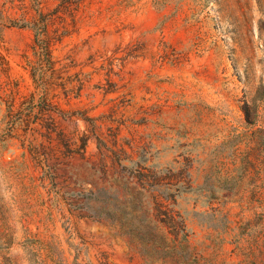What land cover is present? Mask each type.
<instances>
[{"label": "rangeland", "instance_id": "obj_1", "mask_svg": "<svg viewBox=\"0 0 264 264\" xmlns=\"http://www.w3.org/2000/svg\"><path fill=\"white\" fill-rule=\"evenodd\" d=\"M0 264H264V0H0Z\"/></svg>", "mask_w": 264, "mask_h": 264}, {"label": "trees", "instance_id": "obj_2", "mask_svg": "<svg viewBox=\"0 0 264 264\" xmlns=\"http://www.w3.org/2000/svg\"><path fill=\"white\" fill-rule=\"evenodd\" d=\"M45 22V21H44ZM9 24H13V23H9ZM8 26H12V25H8L7 23L4 25V27H8ZM15 26V25H14ZM43 32H45L44 30L41 31V30H38L36 31V42L38 41L40 35L43 34ZM40 51L43 53V55H47V59H48V64L51 65V61H50V56H49V47H48V44H44V45H40ZM36 72L34 71L33 72V78L34 80L36 79V81H38V78L36 77Z\"/></svg>", "mask_w": 264, "mask_h": 264}]
</instances>
